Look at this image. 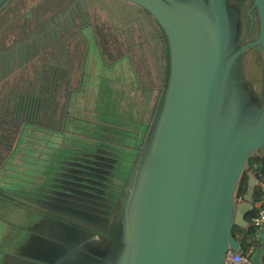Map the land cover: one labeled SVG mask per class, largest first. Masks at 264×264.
Returning <instances> with one entry per match:
<instances>
[{
    "label": "water",
    "instance_id": "obj_1",
    "mask_svg": "<svg viewBox=\"0 0 264 264\" xmlns=\"http://www.w3.org/2000/svg\"><path fill=\"white\" fill-rule=\"evenodd\" d=\"M125 1L143 12L160 41V86L148 121L138 122L128 145L119 136H95L93 130L87 137L92 144L84 145L86 160L76 162L84 164L82 173L93 170L94 178L58 168L55 157L38 173L40 179L33 178L30 196L18 194L17 186L0 187V195L33 212L14 243L0 251V264H235L227 257L242 249V240L232 230L248 225L245 215L259 181L248 172L241 201L238 184L249 159L264 151V0ZM14 2L0 0V16ZM32 12L24 18L28 22L33 16L30 32L44 20L39 11ZM9 27L13 32L4 34L11 40L18 35L12 22L7 28L0 24V33ZM10 47L5 41L0 45V84L36 59L32 49ZM250 50L260 53L258 78L244 73ZM42 56L47 64L51 56ZM60 68L54 66L53 78ZM83 76L84 67L80 90ZM55 95L48 91L49 102L42 105L19 97L15 118L20 121L9 128L11 138L1 135L0 159L9 146L5 139L12 142L21 121L62 124L66 107L53 103ZM105 117L100 121L109 125ZM74 146L66 149L71 148L70 157ZM43 177L45 184L36 190ZM257 236L247 264H263L264 234Z\"/></svg>",
    "mask_w": 264,
    "mask_h": 264
},
{
    "label": "rangeland",
    "instance_id": "obj_2",
    "mask_svg": "<svg viewBox=\"0 0 264 264\" xmlns=\"http://www.w3.org/2000/svg\"><path fill=\"white\" fill-rule=\"evenodd\" d=\"M29 1L31 2L28 3L27 8H30L28 10L39 11L43 18L47 17L48 12L63 3V0H42L41 4H38L37 0ZM66 2L65 4L70 6L69 8L73 13L74 5L68 0ZM84 2L86 10L77 9L74 11L77 20L76 28L81 26L80 31L84 36L83 41L86 43L85 46L89 48L86 54L87 58H85L86 65L84 66L81 90L78 89L79 81L68 83L61 78L52 77V74H55L54 66H62V52L65 51L64 49L73 46L75 42L80 40L78 31L66 33L67 36L64 41L59 39L51 46L40 47L33 63L25 65V68L20 67L13 70L0 84V117L5 115V123L0 122V125L6 129L2 131L0 128V139L2 134L11 138L9 128L13 123H19L20 121L15 118V116L17 117L15 106L20 96L25 97L26 101L31 100L34 104L36 101L42 105L49 102L48 91H53L55 94H59L55 95L53 103H64L66 107L60 126H57L56 121H53L49 123L50 127H45L42 125V118H32L30 121L20 122L19 130L14 135L12 142L10 138L5 139L9 146L3 158L0 159V187L14 188V186H17L16 192L18 194L30 196L35 186L33 178L40 175L38 173L45 168L52 158L58 157V168L60 169L81 172L84 164L76 161L86 160L85 153H87V147H89L86 143L87 141L90 144L93 142L92 138L88 140L87 137L92 136L93 130L95 136H119L125 142L124 144L128 145L131 142L130 137L132 138L131 132H136L138 122L142 118L144 124L148 121V113L157 98L160 82H158V78H155V82L152 79H142L141 75L138 74L131 53L134 50L132 39H129L128 49H122L125 36L123 31L124 28L131 30L133 26H137L140 33H143L142 42H140L142 46L144 45L142 51L145 52L148 60L153 62L156 71V62L159 61V44L156 37L154 38L156 29L143 17V12L135 4L128 1L84 0ZM5 4L7 6L9 1ZM23 6V3H19L17 4V10H8L2 14L0 24L7 28L8 24L12 22V26L15 29L17 28L16 33H22L25 29L30 28L31 24L33 25V20L24 21L28 11L24 10L26 7L18 15L20 8ZM44 7H48V9L44 10ZM46 19L50 20V24L56 22V20L55 22L52 21L50 15ZM131 22L132 24H130ZM83 24L86 25L83 26ZM246 30L247 25H245L244 32ZM9 32H13L10 27L5 33ZM127 35L133 36L131 33H127ZM250 35H253V33ZM6 39V44L9 45L10 43L11 46L10 38L7 37ZM3 41L0 33V45ZM108 46L112 50L107 49ZM42 53L52 57H49L47 64L43 63ZM243 60L245 76L258 78L261 73L259 51L250 50L245 54ZM13 64L14 62L10 65ZM1 68L3 69V65ZM42 72L45 75H40ZM2 73H4V70ZM37 111L41 117L42 106ZM105 111L107 117L103 115ZM102 117H105L104 120L112 125L101 122ZM104 139L108 140L106 137ZM111 141H113V138ZM108 143L112 145V143ZM73 144L75 146L72 150H75V153L70 157L66 153L71 154V148L66 149L69 146L73 147ZM64 151L65 154H62ZM93 151H95V147L90 153H93ZM90 157L93 158L92 155ZM65 160L74 161L75 163L69 164ZM90 167H93V162ZM116 169H118V166H116ZM50 170L51 166L49 165L47 171ZM83 172L80 175L95 177V172L91 169ZM43 178V180H40L42 184L35 187L36 190L45 184L46 177ZM36 179H40V177H36ZM18 184L20 185L18 186ZM58 184L63 183L58 182ZM23 185L25 186L23 187ZM70 186L73 187L72 184ZM85 186L89 187L88 184H85ZM95 188L100 189V191L105 190L104 187L96 186ZM91 193L94 192L91 190ZM86 198L90 199L94 196H86ZM100 198L105 205L102 197ZM32 213L31 209L0 195V251L5 250L6 247L14 243L22 231L20 229L28 223ZM242 235L240 231L236 230V236L241 237Z\"/></svg>",
    "mask_w": 264,
    "mask_h": 264
},
{
    "label": "flooded vegetation",
    "instance_id": "obj_3",
    "mask_svg": "<svg viewBox=\"0 0 264 264\" xmlns=\"http://www.w3.org/2000/svg\"><path fill=\"white\" fill-rule=\"evenodd\" d=\"M15 1L12 6L10 7V10H17V4L23 3L24 6L20 8L18 15L21 14L24 7L28 6V3L31 1L29 0H13ZM39 2V0H37ZM65 1V2H64ZM70 3L74 6L79 7V9L86 10V6L82 2V0H68ZM66 0H63V3L58 5L55 9H53L51 12L47 13V17L50 15L52 17V21L55 22V24H50V20L46 19L47 17L43 18L44 20L40 23L35 24L34 30L30 32L29 28L25 29L22 33H17V36H13L11 39L12 45L9 48V50L18 48L24 50L27 48L29 51L32 49V58H36L37 50L40 47H48L51 46L55 41L53 39H59V36H61L60 41H64L65 37L62 36L64 33H72V31L76 32L78 29H80V26L76 28V17L75 13L71 12V9L69 8V5H66ZM65 4V5H63ZM28 9V8H26ZM74 17V18H73ZM33 20V18L29 17V20ZM47 25L50 27L48 28ZM86 25V24H85ZM32 26V24H31ZM130 26V24H129ZM131 28V27H130ZM6 31L4 29H1V36H3L4 41L6 42ZM124 46L122 49H128L129 46V39H132V44L134 46V50L131 52L132 56L134 57V64L141 75L142 79L148 78V80L153 78V75L155 74V67L153 65L152 61H149L148 58L145 56V52L142 51L141 43L143 38V33H140L137 26H133L130 29L124 28ZM25 33V34H24ZM127 33H131L133 36L130 37L127 35ZM24 34V35H22ZM67 36V35H66ZM82 42L83 45H86L85 42L77 41L71 46L72 50L74 46H79ZM2 45V44H1ZM4 46V45H3ZM24 47V48H23ZM144 47V45H143ZM41 50V49H40ZM39 50V51H40ZM34 51V52H33ZM26 62V61H23ZM73 73V71H72Z\"/></svg>",
    "mask_w": 264,
    "mask_h": 264
},
{
    "label": "trees",
    "instance_id": "obj_4",
    "mask_svg": "<svg viewBox=\"0 0 264 264\" xmlns=\"http://www.w3.org/2000/svg\"><path fill=\"white\" fill-rule=\"evenodd\" d=\"M252 171L253 174L256 176L258 179L259 183L255 186L254 188V194H253V201L258 199L260 195H263L264 189L263 185L261 182L263 181V177L261 175V172H264V151H261V153L255 154L253 157H251L247 163V167L244 171L243 176L241 177L238 188H237V196H244L247 190V185H248V172ZM253 209H250L246 215L245 218L246 220H250V216L252 215ZM236 230L240 231L243 235L240 237L241 240H243V245H242V251L244 252L245 249L249 245H253V247L256 248V246L259 243V237L257 236V230L253 226H251L250 223L246 227H239V226H234L232 233L233 235L236 236ZM239 238L238 236H236Z\"/></svg>",
    "mask_w": 264,
    "mask_h": 264
},
{
    "label": "crops",
    "instance_id": "obj_5",
    "mask_svg": "<svg viewBox=\"0 0 264 264\" xmlns=\"http://www.w3.org/2000/svg\"><path fill=\"white\" fill-rule=\"evenodd\" d=\"M145 19H147L146 16H143ZM132 24V22L130 23ZM81 29H78L77 31L79 32V41H83L84 36L82 34V32L80 31ZM156 35V40L159 44V39H157V33H155ZM85 42V41H83ZM80 45L79 46H74L73 50L71 47L64 49L65 51L62 52V70L60 68L57 78H61L62 80L67 81L68 83L71 81H79V79L81 78V73H82V68L86 65V59L87 58V53L89 51V48L85 45H83L82 42H79ZM141 47L143 48V46L141 45ZM109 49L112 50L111 47H108ZM159 48H160V44H159ZM156 71L155 74L153 75V82H155V78H158V82H160V76H161V65H160V59L158 62H156ZM73 71V73H72ZM139 74V72H138ZM148 80V78H147ZM59 82V81H58ZM261 175L264 179V172H261ZM262 261L264 263V253L262 255Z\"/></svg>",
    "mask_w": 264,
    "mask_h": 264
},
{
    "label": "built area",
    "instance_id": "obj_6",
    "mask_svg": "<svg viewBox=\"0 0 264 264\" xmlns=\"http://www.w3.org/2000/svg\"><path fill=\"white\" fill-rule=\"evenodd\" d=\"M261 184L263 185L264 189V179ZM242 198V196L238 197V201H241ZM251 209H253V211L252 215L250 216L249 223L251 226L256 228L257 233L262 231L264 234V192L263 195H260L258 199L253 201V206ZM254 250L255 247H253V245H249L244 252L241 249L240 251L230 253L227 259L235 264H247L248 259Z\"/></svg>",
    "mask_w": 264,
    "mask_h": 264
}]
</instances>
